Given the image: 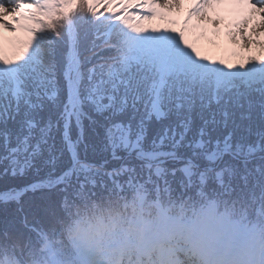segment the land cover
<instances>
[{
	"label": "snow or ice",
	"instance_id": "6c2138e0",
	"mask_svg": "<svg viewBox=\"0 0 264 264\" xmlns=\"http://www.w3.org/2000/svg\"><path fill=\"white\" fill-rule=\"evenodd\" d=\"M0 264H264V0H0Z\"/></svg>",
	"mask_w": 264,
	"mask_h": 264
},
{
	"label": "rangeland",
	"instance_id": "374dc122",
	"mask_svg": "<svg viewBox=\"0 0 264 264\" xmlns=\"http://www.w3.org/2000/svg\"><path fill=\"white\" fill-rule=\"evenodd\" d=\"M230 7L228 5H224V6H220L219 8V15L223 18L221 24H220V34L213 36L211 32H209L207 34V39H203L201 40L202 42H205L209 45H211L212 47L216 48V49H224L226 51V55H227V59H231L232 62H238L240 59V56L237 57H231L230 56V50L232 49L233 45L228 41V39L226 38V36L224 35V33L228 30L227 26L229 21L233 18L232 16H230L228 14V12L226 11V9ZM183 8L186 10L188 8V4L185 3L183 5ZM255 23V21H254ZM160 24V25H158ZM162 25V26H161ZM149 27H154V26H159V27H164L165 25L161 24L159 21H153L151 25H148ZM179 27V24L177 25V28ZM209 27H211V25H209ZM7 35V33H6ZM191 37V36H190ZM209 40L214 41L215 46H213V44L209 43ZM237 51L240 52V49L237 48ZM258 49H253V53H258ZM245 53H241V55H244Z\"/></svg>",
	"mask_w": 264,
	"mask_h": 264
},
{
	"label": "trees",
	"instance_id": "16d2710c",
	"mask_svg": "<svg viewBox=\"0 0 264 264\" xmlns=\"http://www.w3.org/2000/svg\"><path fill=\"white\" fill-rule=\"evenodd\" d=\"M189 39H190V37H189ZM197 47L201 51L202 54H206L213 59H220V56L223 58L225 56L224 53H220L217 49H214L211 45H208L202 41H199Z\"/></svg>",
	"mask_w": 264,
	"mask_h": 264
},
{
	"label": "bare ground",
	"instance_id": "6f19581e",
	"mask_svg": "<svg viewBox=\"0 0 264 264\" xmlns=\"http://www.w3.org/2000/svg\"><path fill=\"white\" fill-rule=\"evenodd\" d=\"M256 22V21H255Z\"/></svg>",
	"mask_w": 264,
	"mask_h": 264
}]
</instances>
